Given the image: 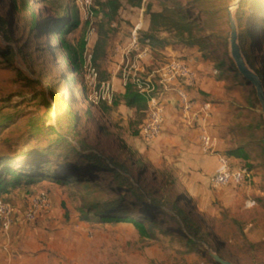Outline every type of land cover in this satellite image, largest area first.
<instances>
[{
	"label": "rangeland",
	"instance_id": "rangeland-1",
	"mask_svg": "<svg viewBox=\"0 0 264 264\" xmlns=\"http://www.w3.org/2000/svg\"><path fill=\"white\" fill-rule=\"evenodd\" d=\"M27 2L0 0V16L12 36L9 41L0 32V158L31 162L38 151L49 154L45 168L50 173L65 175V166L76 169L70 172L78 180L51 183L43 177L31 184L32 193H25L45 192L51 207L43 214L53 211L47 218L72 227L70 233L65 230V249L51 253L59 258L55 264H221L218 258L232 264H264V151L250 150L247 158L236 157L238 163H231L246 170L240 185L209 182L218 154L229 155L253 140L252 128L240 123L251 111L264 135L263 109L256 87L237 66L231 26L232 18H241V30L248 34L249 64L264 78V0H240L234 11L238 0H118L111 20L103 16L109 0ZM65 6L78 24L74 29L64 24L66 31L59 35L50 26L59 8L66 15ZM149 12H163L165 25L159 20L150 27ZM34 13L37 29L31 26ZM137 25L140 49L148 40L149 51L141 61L148 73L171 56L186 61L198 51L210 65L226 58L232 66V73L210 69L212 82L217 88L220 78L225 79L223 91L246 92L250 104L244 102L249 108L232 115L229 125L208 123L213 138L222 137L223 128L230 129L222 148L215 140L214 152H203L196 123L188 124L177 110L165 116L160 134L148 142L139 135L146 107H127L119 89L112 88L108 100L94 98L111 74L124 88L122 50ZM190 41L201 43L189 46ZM165 46L172 47L174 55ZM128 57L133 60L135 51ZM204 90L203 98L199 92L195 98L212 109L218 102L208 85ZM167 94L177 97L172 91ZM114 161L141 189L120 191L130 185L106 169ZM249 200L254 203L248 205ZM107 201L130 217H151L154 226L144 233L130 222L96 221L89 208ZM188 237L194 242H187Z\"/></svg>",
	"mask_w": 264,
	"mask_h": 264
},
{
	"label": "built area",
	"instance_id": "built-area-1",
	"mask_svg": "<svg viewBox=\"0 0 264 264\" xmlns=\"http://www.w3.org/2000/svg\"><path fill=\"white\" fill-rule=\"evenodd\" d=\"M138 25L131 33L130 43L127 48L122 50L123 60L122 81L132 83L136 89L146 97L145 118L140 125L139 135L143 140L152 141L161 132L164 121L163 96L165 92L176 93L180 111L182 115L194 121L199 131V143L203 152L212 153L215 150L216 142L208 129L210 119V104L202 102L198 109L194 110L196 100L191 98L187 90L179 85L183 82L185 86H193L197 81L198 74L190 65L189 61H184L175 57H170L157 70L150 73L146 72L141 64L143 57L149 51L148 40L145 47L140 49L138 41ZM135 51L133 60L129 59V53ZM213 71H215L213 69ZM91 74L96 72L91 68ZM159 89V90H158ZM112 85L109 81L100 83L99 90L94 91L95 99L108 100L112 96ZM156 91H161L156 93ZM246 177V170L240 166H232L229 158L225 154L217 155V167L210 176L212 186L240 185ZM248 205L254 203L253 200L247 201ZM51 207L48 195L43 192L29 194L26 198L23 210V219L27 223L34 222L41 213L46 212ZM13 221L12 204L0 196V226L3 232H8Z\"/></svg>",
	"mask_w": 264,
	"mask_h": 264
},
{
	"label": "crops",
	"instance_id": "crops-1",
	"mask_svg": "<svg viewBox=\"0 0 264 264\" xmlns=\"http://www.w3.org/2000/svg\"><path fill=\"white\" fill-rule=\"evenodd\" d=\"M164 49L169 50L171 54L176 52L170 46H165ZM187 61H189L190 65L197 71V82L195 85L188 87L185 86L183 82H180L179 85L184 87L187 90L189 96L196 100L194 110L198 109L200 106L198 104L199 102H197L198 100L195 98V94H198L197 92L200 93L201 91L205 92L206 90L204 89L206 85H208L209 91L215 96V99L218 102L213 106L212 109H210V126L216 123L221 127L229 125L232 115L236 117V114L239 111L249 108L248 105L244 103L246 102L247 104H250L249 99L247 98L248 94L246 92L230 94L223 91V86L226 83L225 79L220 78V81L217 84L218 87H215L214 83L212 82V78L215 77L213 74H211V72H209L210 69H214V67L213 65H210V61L208 59L203 58L200 51H198L197 54H190L187 58ZM108 81L111 83L113 90L119 89L121 92L124 91V88L120 83V79L114 74L110 75ZM214 89H218V91L216 92ZM165 94L162 99L164 104V118L167 114L170 115L173 110H177L181 113L178 97L174 96L173 94H167V92H165ZM201 97L203 98L200 93V98ZM185 119L189 124L190 119ZM235 122L237 121L235 120ZM240 123L241 125H245L246 127L248 126L253 130H260L262 128V125L259 126L260 123L258 118H256V115H254L252 111L249 114V118L242 120ZM211 129L212 127H210V131ZM221 133L223 135L222 137L214 135L216 137L214 138L217 141L218 149L222 148L223 140L228 138V135L231 133V131L230 129L223 128ZM226 156L229 158L230 163H238L235 156ZM215 162L217 167V161ZM33 189L35 188H33V186L30 184L25 186H17L0 194V196L8 200L13 207V221L9 231L3 232L0 226V264H55L59 258L57 255L52 256L51 253H58L60 250L62 251L65 249V230L69 229L70 233V228L72 227L70 225L64 227V225H61L56 220H53V218H47V216L53 213V211H50V214L49 212L46 214L41 213L40 218H37V220L34 222L27 223L24 221L23 201L27 197L25 193H32ZM52 222H54L53 225ZM51 228L52 230H50Z\"/></svg>",
	"mask_w": 264,
	"mask_h": 264
},
{
	"label": "trees",
	"instance_id": "trees-1",
	"mask_svg": "<svg viewBox=\"0 0 264 264\" xmlns=\"http://www.w3.org/2000/svg\"><path fill=\"white\" fill-rule=\"evenodd\" d=\"M24 4L28 5L27 0H24ZM118 0H109V2L106 4L107 9H104L103 16L108 17L109 20H111L114 15L116 14L118 10ZM17 8H20L16 6ZM240 7V6H239ZM67 13L66 15H63L62 8H59L56 12V16L54 18V23L50 26V29L52 31H60L59 35H63L65 33L64 24H67L66 26L69 29H74L78 24V19L74 17L71 12L69 11L68 6H65ZM149 19H150V27L154 26V24H157L159 20H162V24L165 25V14L163 12H149ZM33 18L31 21V26L34 27V29H37L40 24L37 20V15L32 14ZM182 18V17H180ZM237 24L239 26V43L243 52V55L245 56L248 64H249V53H248V34L246 32H243L241 30V18L236 17ZM187 29V28H186ZM0 32H2L9 41H12V36L9 33V29L7 27V21L5 18L0 16ZM148 37H153L151 34H147ZM201 41H190L188 42L189 46H198ZM166 43H163L162 45H165ZM66 53L70 54L71 56V49L69 46H67ZM203 58H206L210 61V59L202 55ZM250 66V64H249ZM213 67L216 68L219 72L222 73V71H227L232 73L233 68L230 64H227L226 58H221L216 62V64H213ZM250 68H253L250 66ZM256 71V70H255ZM257 72V71H256ZM123 98H124V104L127 107L138 109H144L146 107V97L141 94L136 87L130 83L127 82L124 85V91H123ZM67 102V100H65ZM250 129V128H249ZM254 136L253 140L251 142H247L244 144V146H240L237 148H234L228 152L229 155L240 157V158H247L250 152L253 151H264V135H260V130H253L250 129ZM264 130H262L263 133ZM251 146V147H250ZM22 148H19V150H22ZM18 150V151H19ZM251 150V151H250ZM252 151V152H253ZM16 152H14L15 154ZM49 154L43 153V152H35V155L33 154V160L31 162H20L16 163L13 161V158H10L8 160H3V158H0V194L4 193L12 188H15L17 186H25L35 183L38 180L43 179V177L47 178L51 183H56L59 181H65L68 178L78 180L79 176L76 174L71 173L70 171L76 170L74 167H68L61 168V172L63 171L64 174L66 171H68L65 175H59L60 171L54 172H48V170L45 168L46 164H49ZM86 158H97V157H88ZM73 165L75 163H72ZM68 166V165H67ZM106 169L115 174L117 177H121V179H124L126 182H128L129 186H122L120 188V191H127L124 189H129L128 192L133 191V189H141L140 185L138 184V181H135L134 184H132L130 178L122 173V169H125L124 166L120 162H111L109 165H107ZM120 170V171H119ZM62 172V174H63ZM122 174V175H121ZM59 175V176H58ZM124 187V188H123ZM131 195H135V193L131 192ZM155 207V206H154ZM89 209L93 210L94 217L96 221L98 222H130L133 225H135L141 232H149V227L154 226L155 222L154 220L143 214H138L136 217H130L126 214V212L121 210V207H118L114 202L107 201L105 202L101 207H98L97 204L91 206ZM184 216L185 214L182 213ZM86 219V218H85ZM186 219V217H185ZM147 223V225H146ZM187 242L193 243L194 239L192 237L187 238Z\"/></svg>",
	"mask_w": 264,
	"mask_h": 264
},
{
	"label": "water",
	"instance_id": "water-1",
	"mask_svg": "<svg viewBox=\"0 0 264 264\" xmlns=\"http://www.w3.org/2000/svg\"><path fill=\"white\" fill-rule=\"evenodd\" d=\"M240 6V0H238L237 4L233 6V11ZM231 26H232V48H233V55L236 60L237 66L239 71L241 72L242 76L247 79L250 84H253L257 90V98L262 106L263 109V116H264V78H261L259 74L252 70L243 55L240 43H239V26L237 24L236 19H231ZM221 264H232L222 258H218Z\"/></svg>",
	"mask_w": 264,
	"mask_h": 264
}]
</instances>
